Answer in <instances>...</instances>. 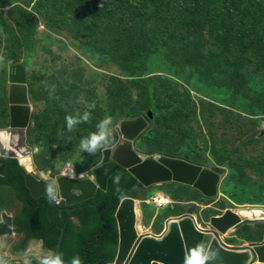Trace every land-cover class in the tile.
Instances as JSON below:
<instances>
[{
    "label": "rangeland",
    "instance_id": "1",
    "mask_svg": "<svg viewBox=\"0 0 264 264\" xmlns=\"http://www.w3.org/2000/svg\"><path fill=\"white\" fill-rule=\"evenodd\" d=\"M179 1L0 0V127L8 125V70L22 65L32 109L25 143L43 178L67 163L82 174L100 163V150L82 152L79 141L105 114L115 125L109 146L121 140L120 120L151 114L139 152L224 169L214 198L175 183L143 190V234H159L192 207L203 227L227 209L264 212V0ZM83 111L89 120L67 131L65 115ZM156 194L170 205L156 209ZM12 205L0 188V211ZM222 238L235 247L261 243L264 222ZM20 242H0L10 248L6 264H24Z\"/></svg>",
    "mask_w": 264,
    "mask_h": 264
},
{
    "label": "water",
    "instance_id": "2",
    "mask_svg": "<svg viewBox=\"0 0 264 264\" xmlns=\"http://www.w3.org/2000/svg\"><path fill=\"white\" fill-rule=\"evenodd\" d=\"M6 99L8 126L0 128V159L15 160L25 173L24 185L32 199L47 196L45 185L50 179L56 181L58 206L65 208L68 218L61 230L56 252L61 251L66 228L73 213L72 207L94 199L97 190H107L109 178L118 167L126 169L145 188L164 183H178L193 187L204 198L218 195L224 174L220 167H204L186 160L163 154H145L137 149V142L148 128L151 114L118 122L121 140L114 147L100 148L101 161L89 172L82 174L67 163L59 175L45 179L31 161L33 150L26 145V130L30 127L32 111L26 87L24 67L11 66L7 74ZM30 161V170L21 161ZM0 163V177H4ZM136 199L121 200L116 211L119 234L117 256L114 264H184L190 248L205 240L216 250L212 264H264V241L246 246H230L223 236L245 224L264 222V214L257 217L244 215L248 209L235 212L227 209L220 216L210 219V226L198 225L193 209L178 217L166 219L164 232L158 236L141 234L137 230L135 216ZM12 218L0 214V239L12 236Z\"/></svg>",
    "mask_w": 264,
    "mask_h": 264
},
{
    "label": "trees",
    "instance_id": "3",
    "mask_svg": "<svg viewBox=\"0 0 264 264\" xmlns=\"http://www.w3.org/2000/svg\"><path fill=\"white\" fill-rule=\"evenodd\" d=\"M186 1H179V7L184 8L183 4ZM135 5L139 4H133L132 8ZM101 7L107 10L105 6L101 5ZM143 7H148V4H144ZM180 159L188 161L185 158ZM0 163L5 171L4 177H0V188L10 190L13 202H17L20 206L19 211L12 218V226L13 234L22 235L21 248H24L29 241L36 240L41 241L45 249L56 251L61 230L68 218L66 209L50 201L48 195L32 199L24 185L25 173L17 162L0 159ZM178 185L192 188L201 194L193 187ZM145 189L148 188L143 187L126 169L118 167L109 178L106 191L98 189L94 199L72 207L73 213L60 251L64 258L68 260L74 255H79L82 264H114L119 244L115 218L119 203L127 197L138 199ZM74 221L79 228H76Z\"/></svg>",
    "mask_w": 264,
    "mask_h": 264
},
{
    "label": "clouds",
    "instance_id": "4",
    "mask_svg": "<svg viewBox=\"0 0 264 264\" xmlns=\"http://www.w3.org/2000/svg\"><path fill=\"white\" fill-rule=\"evenodd\" d=\"M90 118L89 111H83L74 115H65V129L72 131L73 127L81 122H87ZM113 117L111 115H103L95 125V131L90 132L86 137H82L79 141V149L82 152L94 153L98 149L106 147L113 134ZM45 191L50 201L56 199V181L50 179L45 185ZM217 253L207 241L201 240L192 248H190L184 258V264H212L216 259ZM0 264H6L0 260ZM24 264H82L79 255H74L66 260L62 253L52 251L50 249H42L37 253H33L31 257L24 259Z\"/></svg>",
    "mask_w": 264,
    "mask_h": 264
},
{
    "label": "crops",
    "instance_id": "5",
    "mask_svg": "<svg viewBox=\"0 0 264 264\" xmlns=\"http://www.w3.org/2000/svg\"><path fill=\"white\" fill-rule=\"evenodd\" d=\"M148 151V150H147ZM149 153H147V154H165V155H170V154H167V153H165V152H161V151H148ZM172 155V154H171ZM78 172V171H77ZM79 173H81V172H79ZM4 189H6V188H4ZM6 192L7 193H9V195L11 196V198H12V192L10 191V190H8V189H6ZM12 207H13V210H11V211H0V214L1 213H5L8 217H10V218H13L14 217V215H16V213L19 211V208H20V206H19V204L17 203V202H13V205H12ZM166 222V221H165ZM165 222H164V228H163V230L159 233V234H153V233H151V232H145V234H147V235H151V236H154V237H158V236H160L163 232H164V229H165ZM200 226V225H199ZM201 227H203V226H201ZM205 228H207V227H205ZM21 238V242H22V235H15V234H12V236H9V237H5V238H2V239H0V242H3V243H6L7 244V242H13L14 240H19ZM9 240V241H8ZM4 241H6V242H4ZM20 242V243H21ZM225 242V241H224ZM226 244H228L227 242H225ZM229 245V244H228ZM243 246H245V245H243V244H240L239 245V247H243ZM25 247H27V255H25V257L24 258H26V257H31V255L33 254V253H37V252H39L40 250H42V249H45V247H44V245H43V243L41 242V241H36V240H31V241H29L28 243H26V245H25ZM20 248H21V244H20ZM10 249V248H9ZM9 249L7 248V246H6V248L5 249H2L1 247H0V260H3V261H5V262H9V259H10V257H11V254H10V251H9ZM6 253H8V257H6L7 256V254ZM24 258H21V259H18V260H16L17 262H22V260L24 259Z\"/></svg>",
    "mask_w": 264,
    "mask_h": 264
},
{
    "label": "bare ground",
    "instance_id": "6",
    "mask_svg": "<svg viewBox=\"0 0 264 264\" xmlns=\"http://www.w3.org/2000/svg\"><path fill=\"white\" fill-rule=\"evenodd\" d=\"M22 164H24V166L27 167L28 170H30V161L29 160H24V161H21ZM169 200V199H168ZM170 201V200H169ZM136 206H135V216L137 218V230L139 233L143 234L142 233V230H141V224H142V219H141V216H140V212H139V206H138V201H136ZM241 209H248V208H241ZM238 212V211H236ZM264 212L262 210H259V209H248L245 211L244 215L247 216V217H259V216H262ZM147 235V234H146ZM148 236H151V235H148Z\"/></svg>",
    "mask_w": 264,
    "mask_h": 264
},
{
    "label": "built area",
    "instance_id": "7",
    "mask_svg": "<svg viewBox=\"0 0 264 264\" xmlns=\"http://www.w3.org/2000/svg\"><path fill=\"white\" fill-rule=\"evenodd\" d=\"M164 194H156L150 197L149 203L152 204L156 209H164L170 205V199ZM54 202L58 205L59 201L57 199Z\"/></svg>",
    "mask_w": 264,
    "mask_h": 264
},
{
    "label": "flooded vegetation",
    "instance_id": "8",
    "mask_svg": "<svg viewBox=\"0 0 264 264\" xmlns=\"http://www.w3.org/2000/svg\"><path fill=\"white\" fill-rule=\"evenodd\" d=\"M107 146H109V145H107ZM109 147H114V146H109ZM101 154V153H100Z\"/></svg>",
    "mask_w": 264,
    "mask_h": 264
}]
</instances>
